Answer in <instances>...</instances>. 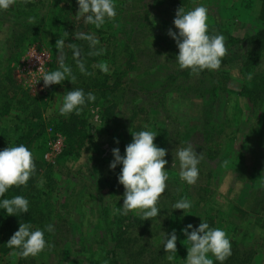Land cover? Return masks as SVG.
Masks as SVG:
<instances>
[{
  "label": "rangeland",
  "instance_id": "374dc122",
  "mask_svg": "<svg viewBox=\"0 0 264 264\" xmlns=\"http://www.w3.org/2000/svg\"><path fill=\"white\" fill-rule=\"evenodd\" d=\"M113 2L115 19L106 18L105 24L96 28L93 34L99 40L98 50L104 49L98 62H106L109 66L111 78L108 84L113 86V81L120 75L121 87L128 82L130 92L125 89L121 102L116 98L119 104L116 115L110 120L103 116L101 104L104 98L99 103L86 105L87 147L79 154L64 153L65 135L55 129L54 124L48 123L49 145L44 158L51 163L55 183L50 190L41 185L42 181L39 184L48 191L42 199L44 210L59 214L54 217L58 235L50 244L48 242L51 247L37 256L13 258L10 250L0 254V264H186L190 242L182 229L188 224L196 228L202 221L210 228L225 231L231 251H255L244 264H264V208L260 203L264 180V119L258 114L261 109L256 107L257 104L253 106L246 95L239 94L243 78L234 65L235 60L223 59L218 69L227 74V84L234 95L224 116L218 118L220 107H215V124L223 126L211 139L202 133L203 123H200L202 105L208 100L211 103V98L169 90L163 92L161 82L155 79H166L174 69V64L167 67L164 53L169 46L178 48L173 37L168 35L169 29L178 33L173 23L178 8L183 7L187 12L196 6H205L209 29L213 25L219 26L242 39L252 38L264 29V0ZM31 15L39 16L49 29H54L58 26L55 15H61V12L47 0L29 11L20 12L16 4L6 11L0 10L1 54L6 52L4 43L14 36L19 17ZM51 41L49 34L42 35L32 44L23 46L18 56L9 54L7 60L0 57V71L5 65L9 69L8 73L3 70L4 82L8 83L12 77L14 83L29 94L47 100L51 85L44 87L41 78L43 72L54 71ZM225 44L230 54L227 38ZM241 44L249 45V42ZM37 58L44 61L39 62ZM148 74L152 75L155 87L141 97L139 88L145 91L149 81H141V77L146 78ZM130 93L136 100L131 99ZM63 96L55 97V107L62 105ZM135 106L139 113L132 117ZM141 108L145 110L141 111ZM15 114L13 111V118H0V124H4V120L8 123L17 121ZM153 122L154 126H148ZM37 123V120L33 122L34 125ZM140 124L144 125L145 131L147 125V131L157 134L154 143L167 150L164 159L168 161L165 165L169 177L167 189L157 204L160 213L157 218L147 220H142L138 211H130L127 215L116 212L122 208L125 191L118 180L122 165L110 168L114 159L112 149L119 148L124 155L126 145L133 139L132 132H137L136 126ZM229 135L232 136V147L227 150ZM189 143L203 156L198 164L199 179L194 185L180 179L178 159L172 167L175 151ZM4 148L0 147V150ZM182 199L190 201L191 207L185 211L173 209L172 205ZM173 230L177 236V252L174 260L168 261L161 241L164 233L170 234ZM208 256L214 261L211 253Z\"/></svg>",
  "mask_w": 264,
  "mask_h": 264
},
{
  "label": "trees",
  "instance_id": "16d2710c",
  "mask_svg": "<svg viewBox=\"0 0 264 264\" xmlns=\"http://www.w3.org/2000/svg\"><path fill=\"white\" fill-rule=\"evenodd\" d=\"M46 0H31L30 3L25 4L23 0H17L16 6L20 9V12L29 11L36 7L38 4L43 3ZM52 7L57 8L61 15H55V19L58 22V26L54 29H49L45 22L37 15H31L35 17V24H30L29 18L19 17L16 21V28L14 36L4 43L6 52L0 53L2 59L7 60L10 55H17L19 50L26 45H30L37 40L39 36L49 34L51 38V44L53 48L52 53V70H57L59 67L58 57L60 53L55 48L57 39H64L65 46L63 53L65 55V63L72 68L73 75L76 77L75 83L72 84L70 80H64L61 84H53L50 86L48 99L43 97H37L29 94L26 90H23L20 86L14 83L12 77L9 78L8 83L4 82L3 70H8V65L1 68L0 71V118L3 116L13 118L12 112L16 111L15 117L17 121L4 120V124H0V139L2 143L0 147H12L24 144L32 153L36 166L34 175L27 182V186L16 187L13 186L8 189L4 198H13L14 196H23L29 201V209L26 213L18 215H8L5 209L0 208V254H5L12 249L6 246V242L10 237L19 229L20 223H29L32 226V230L40 228L44 230L45 240L51 243L54 237L58 235L56 230L58 223L54 220L55 216L59 214L50 210L45 211V204L43 203V195L47 194L39 184L47 187L48 190L53 189L55 179H53L51 163H48L44 158V152L48 148L49 136L47 132L48 123L54 124V128L60 130L66 137V147L64 153L79 154L80 151L87 147L86 138L88 136V119L86 105L93 103L86 101L83 106V112L80 115H76L75 112L65 117L59 114V107H55V97L57 95L66 94L72 89H83L85 94L91 92L95 95V103H99L102 98L105 101L102 102L103 116L110 120L116 115L117 105L119 101L116 98H123L125 95V89L128 87V82L124 87H121L122 76L116 77L113 81V86L107 82L111 78V74L103 73L99 68L95 67L98 64V56H90L88 53L93 49L90 48L89 42L84 39H76L75 33L94 34L96 27L92 24H86L83 18H77L78 2L77 0H47ZM67 31L69 35L64 36V32ZM264 29H260L254 37L242 38L232 36L229 33L222 30L221 27L211 26L209 29V35L220 34L228 40L230 45L229 53L223 59L233 58L235 60L234 65L238 68L242 76V85L240 95H246L249 101L253 103V106L257 104V108L261 109L258 113L261 119H264ZM248 41L249 45L241 44ZM70 44L77 45L80 51V59L84 62L86 71L92 73L91 75H85L79 71L76 61L74 59V50L69 47ZM8 50H7V46ZM13 48V49H12ZM99 46L96 45V50ZM245 50H241V49ZM4 50V49H3ZM238 51V52H237ZM179 52L178 48L168 47L166 53H164V59H166L167 67L174 64L173 71L168 75L166 79L159 80L161 82L163 92H180L186 95L196 94L200 98L209 96L211 103L208 100L204 101L202 105V118L200 123H203L202 133L206 138H212L216 131H220L222 124H215L216 115L214 109L218 105L220 107L221 114L218 116H224L226 108L233 100L231 97L234 95L231 93L227 84V74L224 71H203L198 76L191 74L189 69L181 70L176 61V56ZM4 55V58H3ZM160 63L158 61L157 64ZM232 66V63H230ZM177 66V67H175ZM234 67V66H233ZM6 73L5 76L8 74ZM115 73V71H114ZM141 77V76H138ZM152 75L148 74L146 78L141 77V81L149 79L146 84V89L141 90V97L147 94L148 90L154 89V80ZM157 77V76H156ZM10 85L11 87H9ZM144 88V87H143ZM138 89V90H139ZM116 92L115 97L113 92ZM120 92V93H119ZM140 92V91H139ZM131 96V93H130ZM116 99V100H115ZM131 99L136 100V97ZM54 106V108H53ZM155 107L153 108V110ZM141 108V111H144ZM139 112L132 110V117ZM131 117V119H132ZM25 118V120H24ZM38 121L34 125V121ZM49 121V122H48ZM10 124V125H9ZM167 124V123H166ZM154 126V122L148 126ZM163 125L164 122H163ZM201 127V124H200ZM138 131H145L143 124L137 125ZM148 127L146 125V131ZM230 136V137H229ZM227 136L226 149L229 150L232 147V136ZM260 203L262 209L264 208V180L262 192L260 195ZM54 225V232H48L46 225ZM119 236V235H118ZM254 250L231 251V255L228 257V262L224 261L223 264H244L245 260L253 257ZM214 264H219L214 259Z\"/></svg>",
  "mask_w": 264,
  "mask_h": 264
},
{
  "label": "clouds",
  "instance_id": "9594fccd",
  "mask_svg": "<svg viewBox=\"0 0 264 264\" xmlns=\"http://www.w3.org/2000/svg\"><path fill=\"white\" fill-rule=\"evenodd\" d=\"M16 2L17 0H0V10L6 11ZM23 2L27 4L31 0H23ZM77 2L79 5L77 18H83L86 24H92L98 29L105 24L106 18L111 20L116 17L113 0H77ZM207 20L208 9L205 6H196L187 12L180 7L176 10L173 21L178 33L172 29L168 30V35L173 37L179 49L176 56L179 68L189 69L191 74L197 76L205 70H218L223 58L228 54L225 37L220 34H208ZM28 22L34 25L36 18L30 17ZM68 35L69 33L65 31L64 36ZM74 36L76 39L89 42L93 50L88 55L99 56L104 53L103 48L96 50L99 40L94 35L75 33ZM64 46V39L56 40L55 48L60 53L59 67L54 71L43 72L41 79L44 87L61 84L66 79L72 84L76 81L72 68L65 63ZM69 47L74 50V59L79 71L85 75H91L92 73L86 71L85 64L80 59L77 45L70 44ZM95 67L105 74L110 73L106 62H100ZM95 99L93 93L85 94L83 89L69 90L63 96L59 114L67 117L75 112L76 115H80L86 101L94 102ZM132 135L133 139L126 145L124 155H121L119 148L112 149L114 159L110 163V168L115 169L118 164L122 165L118 180L125 189L122 208L116 209V212L127 215L130 211H138L142 220L157 218L160 213L157 204L167 189L166 181L169 178L165 169L168 161L164 159L167 150L154 143L157 134L152 131H137L132 132ZM176 159L179 160L180 179L189 185H194L199 179L198 164L203 159L202 154L197 153L195 147L189 143L187 147H181L175 151L172 167H175ZM35 171L33 153L24 144L0 150V197H4L8 189L13 186H27V182ZM190 207L191 202L186 199L172 205L173 209L183 211ZM0 208L5 209L8 215H18L28 212L29 201L19 195L10 199L4 198L0 199ZM188 229L192 231L188 232ZM46 230L50 233L54 232V225H46ZM182 231L190 242V246L187 247L186 264H214L213 259L208 256L209 253L219 264H223L231 255L230 240L225 231L220 228H210L208 223L202 221L198 227L193 228L192 224H188ZM176 241L175 230L170 234H163L161 243L168 254V261H173L175 258ZM6 246L12 249L11 257L20 259L35 257L45 248L51 247L45 240L44 230L40 228L32 230L29 223H20L19 229L6 242Z\"/></svg>",
  "mask_w": 264,
  "mask_h": 264
},
{
  "label": "built area",
  "instance_id": "2783aa9c",
  "mask_svg": "<svg viewBox=\"0 0 264 264\" xmlns=\"http://www.w3.org/2000/svg\"><path fill=\"white\" fill-rule=\"evenodd\" d=\"M36 45V44H35ZM35 49V48H34ZM35 54V53H34ZM48 54V53H47ZM32 57V56H31ZM31 59V58H30ZM32 59H34L33 57H32ZM37 61H39V60H37ZM44 60H42V61H39V62H43Z\"/></svg>",
  "mask_w": 264,
  "mask_h": 264
}]
</instances>
